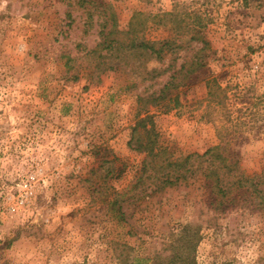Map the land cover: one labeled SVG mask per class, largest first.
Returning a JSON list of instances; mask_svg holds the SVG:
<instances>
[{"label": "rangeland", "instance_id": "374dc122", "mask_svg": "<svg viewBox=\"0 0 264 264\" xmlns=\"http://www.w3.org/2000/svg\"><path fill=\"white\" fill-rule=\"evenodd\" d=\"M111 29L170 48L108 49ZM152 146H218L229 196L196 157L152 193ZM186 256L264 264V0H0V264Z\"/></svg>", "mask_w": 264, "mask_h": 264}, {"label": "trees", "instance_id": "16d2710c", "mask_svg": "<svg viewBox=\"0 0 264 264\" xmlns=\"http://www.w3.org/2000/svg\"><path fill=\"white\" fill-rule=\"evenodd\" d=\"M89 1V0H85ZM103 4V2H100ZM98 4V12L102 17H104V26L110 21H113L115 18L114 12L106 13L103 5ZM90 9V8H89ZM97 10L89 11V16L91 18L94 17L95 12ZM112 27L116 26L115 22H111ZM114 29H111L108 33H105L104 41H108L107 46L108 49H116L120 51L124 50H133L136 49L139 52L151 53L155 58L163 59L164 52L170 48L168 40H160L156 42H152L151 40L146 39H134L130 43L125 44L122 42L120 45H114V42H119V40L114 36ZM204 65V64H201ZM184 68V66H182ZM160 149L150 148L151 157V172H149L148 180L152 183V193L158 191H164L168 186L176 185L181 180H184L188 177L189 173L195 172L197 169L192 170V160L196 157L198 159V172L202 168V161H207L208 166L206 168L207 177L212 181V187L218 195H221L222 198L229 196V191H226L224 187V181H228L227 172H231L232 166L229 164V160L227 156H224L220 151H218V146L212 147L208 149L204 154H194L188 155L182 160H170L169 157L164 156L160 153ZM206 156L209 158L206 159ZM220 160L219 165H216V161ZM147 165H144L143 171L147 169ZM146 167V169H145ZM200 168V169H199ZM223 169V170H222ZM143 174L138 177V185L139 182L145 181L143 180ZM137 186V183H136ZM139 187V186H138ZM141 192V191H140ZM127 193V192H126ZM187 264H197L188 256H186L185 260ZM182 262V261H181Z\"/></svg>", "mask_w": 264, "mask_h": 264}]
</instances>
